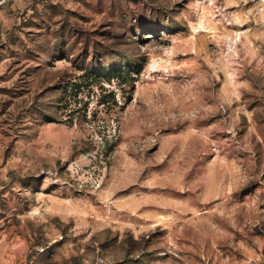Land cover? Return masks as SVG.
Instances as JSON below:
<instances>
[{
	"label": "rangeland",
	"instance_id": "rangeland-1",
	"mask_svg": "<svg viewBox=\"0 0 264 264\" xmlns=\"http://www.w3.org/2000/svg\"><path fill=\"white\" fill-rule=\"evenodd\" d=\"M0 264H264V0H0Z\"/></svg>",
	"mask_w": 264,
	"mask_h": 264
}]
</instances>
